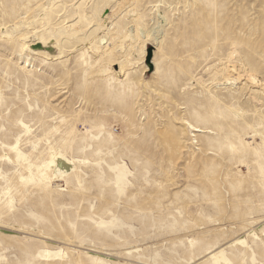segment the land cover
<instances>
[{
  "label": "rangeland",
  "instance_id": "obj_1",
  "mask_svg": "<svg viewBox=\"0 0 264 264\" xmlns=\"http://www.w3.org/2000/svg\"><path fill=\"white\" fill-rule=\"evenodd\" d=\"M0 264H264V0H0Z\"/></svg>",
  "mask_w": 264,
  "mask_h": 264
},
{
  "label": "bare ground",
  "instance_id": "obj_2",
  "mask_svg": "<svg viewBox=\"0 0 264 264\" xmlns=\"http://www.w3.org/2000/svg\"><path fill=\"white\" fill-rule=\"evenodd\" d=\"M231 74V73H230ZM254 77H252L251 79H253ZM237 79V78H236ZM253 81V80H252ZM52 162H59L61 165H64V162L62 159L59 158V156L55 153H53V158H52Z\"/></svg>",
  "mask_w": 264,
  "mask_h": 264
}]
</instances>
